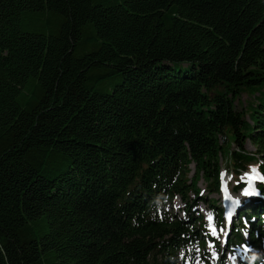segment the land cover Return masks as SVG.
<instances>
[{
	"label": "trees",
	"instance_id": "16d2710c",
	"mask_svg": "<svg viewBox=\"0 0 264 264\" xmlns=\"http://www.w3.org/2000/svg\"><path fill=\"white\" fill-rule=\"evenodd\" d=\"M253 166L264 0H0V264H174Z\"/></svg>",
	"mask_w": 264,
	"mask_h": 264
},
{
	"label": "rangeland",
	"instance_id": "374dc122",
	"mask_svg": "<svg viewBox=\"0 0 264 264\" xmlns=\"http://www.w3.org/2000/svg\"><path fill=\"white\" fill-rule=\"evenodd\" d=\"M250 100H251V98L247 94L243 93L241 95L240 99L238 100V107L239 108L247 107L248 102ZM246 147H247L248 151H254V147L251 145L250 141H247ZM233 148H236V146L234 145ZM190 167L192 170L189 173V175L192 176L194 174L195 167L193 164ZM226 177L228 180H230V182H229L230 188H233V186L236 185L235 184L236 181L234 180V178H232L231 174H227ZM199 185H200V187H204V183H202V181L200 182ZM239 189H240V186L234 192L237 196H241L242 194H244L243 189L242 190H239ZM212 196L219 197V195H217V194H214ZM184 205H185L184 202L179 197L178 199H176L175 202L174 201L169 202L168 210L171 213L178 212V213L182 214ZM207 208H208L207 203L204 201H200L199 205L197 207L198 210H200V211L204 212V214L208 215L207 214L208 211L206 210ZM245 239L249 240V235L246 233V231H245ZM258 247L262 252H264V243H262V245L258 244ZM205 249H207L206 253L202 254V250H201L200 253L194 257V259H191L188 252L181 253L174 264H218L217 260L222 254H224L225 258H228V261H230L232 259L231 255L228 256L229 246L226 247V246H223L221 244H216V243H214V241L210 240L208 242L207 248H205ZM192 260H193V262H192ZM237 264H239V263H237Z\"/></svg>",
	"mask_w": 264,
	"mask_h": 264
},
{
	"label": "snow or ice",
	"instance_id": "6c2138e0",
	"mask_svg": "<svg viewBox=\"0 0 264 264\" xmlns=\"http://www.w3.org/2000/svg\"><path fill=\"white\" fill-rule=\"evenodd\" d=\"M247 194V193H246ZM234 203H238V201L237 202H234ZM229 216H231V213H229ZM209 219H211V216L209 217Z\"/></svg>",
	"mask_w": 264,
	"mask_h": 264
},
{
	"label": "bare ground",
	"instance_id": "6f19581e",
	"mask_svg": "<svg viewBox=\"0 0 264 264\" xmlns=\"http://www.w3.org/2000/svg\"><path fill=\"white\" fill-rule=\"evenodd\" d=\"M237 263H238V262H237ZM237 263H236V264H237Z\"/></svg>",
	"mask_w": 264,
	"mask_h": 264
}]
</instances>
